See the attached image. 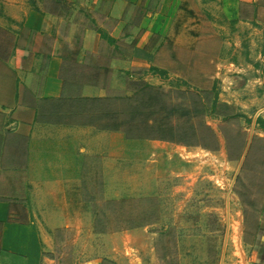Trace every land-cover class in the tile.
<instances>
[{
	"label": "crops",
	"instance_id": "crops-1",
	"mask_svg": "<svg viewBox=\"0 0 264 264\" xmlns=\"http://www.w3.org/2000/svg\"><path fill=\"white\" fill-rule=\"evenodd\" d=\"M205 44L218 103L264 146V0H0V264L199 263L164 234L223 227L171 221L165 186L196 159L129 137L105 104L138 70L197 69Z\"/></svg>",
	"mask_w": 264,
	"mask_h": 264
},
{
	"label": "rangeland",
	"instance_id": "rangeland-1",
	"mask_svg": "<svg viewBox=\"0 0 264 264\" xmlns=\"http://www.w3.org/2000/svg\"><path fill=\"white\" fill-rule=\"evenodd\" d=\"M210 46L205 44L199 50L197 69L193 68L194 64L189 66V58L183 56V67L176 74L150 75L147 81L149 76L143 70L134 72V80L128 81L123 89L111 92L105 109L117 113L124 122L123 129L134 139L154 137L157 140L161 133L171 134L172 139L165 141L169 147L180 152L183 159L197 161V174L193 178H178L165 186L167 198L177 197L173 202L168 201L171 205L166 207L171 210V221H181L185 214L196 213L199 222L223 224V227L210 231H169L164 232L165 238H192V244L188 239L183 250L191 249L197 254L198 264H264V216L261 215L264 146L252 139L247 129H252L253 124L236 106L215 102L220 86L219 81L207 78L206 50ZM149 96L154 100H148ZM249 143L251 149L242 159ZM177 189L181 192L173 194ZM182 205L183 213H180ZM244 222L243 237L240 231L233 238L227 224L240 227ZM248 224L256 229H247ZM73 238L69 234L68 240ZM73 251L64 248L55 256L59 260L63 252L64 256H72Z\"/></svg>",
	"mask_w": 264,
	"mask_h": 264
},
{
	"label": "trees",
	"instance_id": "trees-1",
	"mask_svg": "<svg viewBox=\"0 0 264 264\" xmlns=\"http://www.w3.org/2000/svg\"><path fill=\"white\" fill-rule=\"evenodd\" d=\"M100 33H101V36L103 38H105L109 43L113 41L103 31H100ZM151 71L154 72L155 74L161 76V77L165 75V72L164 71H159L156 68L151 69ZM217 97L218 96L216 94V98H215L216 101L215 102H218ZM148 100H154V98L152 96H149ZM108 116H109V114H108ZM258 123L259 124H262L263 127H264V124H263V122L261 120H258ZM112 124L116 125L118 127V129H121L124 126V122L119 118V116L117 115V113H116V117L115 118L112 117ZM128 136L131 137V138H134V137L130 136L129 133H128ZM171 136H172L171 134L168 135V134H165V133H161V134H159V136L156 139L157 140H163V141H170L172 139V138H170ZM139 139L155 140L154 137H139Z\"/></svg>",
	"mask_w": 264,
	"mask_h": 264
}]
</instances>
